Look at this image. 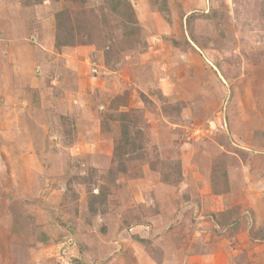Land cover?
Listing matches in <instances>:
<instances>
[{
	"label": "rangeland",
	"instance_id": "rangeland-1",
	"mask_svg": "<svg viewBox=\"0 0 264 264\" xmlns=\"http://www.w3.org/2000/svg\"><path fill=\"white\" fill-rule=\"evenodd\" d=\"M8 1L0 264H264V0Z\"/></svg>",
	"mask_w": 264,
	"mask_h": 264
},
{
	"label": "trees",
	"instance_id": "trees-1",
	"mask_svg": "<svg viewBox=\"0 0 264 264\" xmlns=\"http://www.w3.org/2000/svg\"><path fill=\"white\" fill-rule=\"evenodd\" d=\"M106 3L109 6V11H110L109 14L116 16L119 20H121L127 26L128 30L131 33L136 31L137 29H140L139 28L140 24H139V22L135 16L131 2H129L128 0H108V1H106ZM56 18L58 20L57 26L60 27L61 21L59 19V16L58 17L56 16ZM216 24H217V26L220 25L219 22H216ZM218 32H222V29H220ZM61 45H63V46L71 45V41L70 42L68 40L61 41V40H59V37H58L56 40V47L59 48V47H61ZM144 99L146 102H148V100L145 96H144ZM181 109H182V105L180 103H177L175 105L170 106L169 109H168V107H164V110L166 111V113L171 110V111H174L175 113L178 114ZM122 116L123 115H121V117ZM125 118H127V116L124 115V117L119 119V122L121 125L124 142L127 145L129 143V141H128L129 134L128 133H129L130 125H134L135 122L126 121ZM133 121H135V120H133ZM129 123H130V125H129ZM136 150H137V148H135V151ZM130 153H133V152H130ZM130 153L127 152L126 156ZM141 157H143V156H141ZM152 166H153V164H152ZM162 166L164 167V169L166 171L164 174L165 176L163 177V181L165 183H167V184L168 183L169 184L178 183L183 179L181 165L179 162L177 164H175L174 162H163ZM125 171L126 170H124V169L120 170V172H125ZM233 213H234V211L229 210V211L224 212L222 214L223 215L226 214L227 216L233 217V215H232ZM236 213H237V209H236ZM241 218H242L241 215L238 214V215H236L235 218L230 219L227 223H225V225L227 227H232L231 231L234 233L235 229L237 231L238 227L241 224ZM263 236H264V229L261 227H258V229H256V231L252 233L251 240L255 241L256 239L262 238ZM39 239H40V241L47 243L49 241V234H47V232H41Z\"/></svg>",
	"mask_w": 264,
	"mask_h": 264
},
{
	"label": "crops",
	"instance_id": "crops-1",
	"mask_svg": "<svg viewBox=\"0 0 264 264\" xmlns=\"http://www.w3.org/2000/svg\"><path fill=\"white\" fill-rule=\"evenodd\" d=\"M8 2L11 3V0H9ZM12 2H14V0H12ZM13 7H14V6H13ZM8 20H9V23H10V24H11L12 22H15V21H14L15 18H14L13 20H11V19H10V16H9ZM48 21H50V19H48ZM49 23H50V22H49ZM24 24L27 25V22H26V23L24 22ZM12 30H14V28H12ZM14 33H15V32H14ZM9 40H10V39H9ZM16 41H17V40H16L15 38L12 40V43H13L14 46H17ZM9 42H10V44H12V43H11V40H10ZM11 49H13V48L11 47ZM17 50H18V51H17ZM20 51H21L20 48H16V47H14V49H13V52H14L15 54H17V52H20ZM14 61H15V60H14Z\"/></svg>",
	"mask_w": 264,
	"mask_h": 264
}]
</instances>
